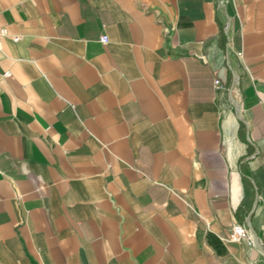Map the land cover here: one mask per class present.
<instances>
[{
    "label": "crops",
    "instance_id": "crops-1",
    "mask_svg": "<svg viewBox=\"0 0 264 264\" xmlns=\"http://www.w3.org/2000/svg\"><path fill=\"white\" fill-rule=\"evenodd\" d=\"M0 28V264H264V0H0Z\"/></svg>",
    "mask_w": 264,
    "mask_h": 264
},
{
    "label": "built area",
    "instance_id": "built-area-1",
    "mask_svg": "<svg viewBox=\"0 0 264 264\" xmlns=\"http://www.w3.org/2000/svg\"><path fill=\"white\" fill-rule=\"evenodd\" d=\"M7 32L4 28H0V38L7 36ZM12 40L14 42H20L22 40V37L19 35H13L11 36ZM100 41L102 43H106L108 41L107 36H101ZM4 77H9L10 76V72H5L3 74ZM216 83H218V79L215 80ZM234 82H236V79L234 80ZM230 240L233 242H237L240 240H246L249 244H253L254 243V238L252 237V235L249 233V230L247 228V226L245 224H241V223H234L231 228H230V234H229Z\"/></svg>",
    "mask_w": 264,
    "mask_h": 264
},
{
    "label": "water",
    "instance_id": "water-1",
    "mask_svg": "<svg viewBox=\"0 0 264 264\" xmlns=\"http://www.w3.org/2000/svg\"><path fill=\"white\" fill-rule=\"evenodd\" d=\"M254 239H255V242H257V240H256V236L254 237Z\"/></svg>",
    "mask_w": 264,
    "mask_h": 264
}]
</instances>
